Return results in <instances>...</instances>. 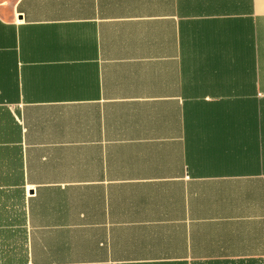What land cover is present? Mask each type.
<instances>
[{
	"label": "crops",
	"instance_id": "1",
	"mask_svg": "<svg viewBox=\"0 0 264 264\" xmlns=\"http://www.w3.org/2000/svg\"><path fill=\"white\" fill-rule=\"evenodd\" d=\"M0 264H264V0H0Z\"/></svg>",
	"mask_w": 264,
	"mask_h": 264
}]
</instances>
